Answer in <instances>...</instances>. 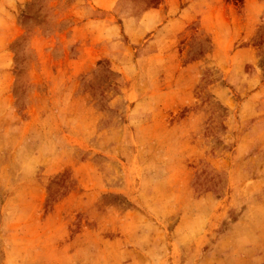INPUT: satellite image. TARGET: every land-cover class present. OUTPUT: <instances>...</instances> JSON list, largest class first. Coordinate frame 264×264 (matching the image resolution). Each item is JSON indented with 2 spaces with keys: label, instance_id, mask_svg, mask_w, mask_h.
Wrapping results in <instances>:
<instances>
[{
  "label": "rangeland",
  "instance_id": "rangeland-1",
  "mask_svg": "<svg viewBox=\"0 0 264 264\" xmlns=\"http://www.w3.org/2000/svg\"><path fill=\"white\" fill-rule=\"evenodd\" d=\"M72 1L0 0V264H264V0Z\"/></svg>",
  "mask_w": 264,
  "mask_h": 264
},
{
  "label": "crops",
  "instance_id": "crops-1",
  "mask_svg": "<svg viewBox=\"0 0 264 264\" xmlns=\"http://www.w3.org/2000/svg\"><path fill=\"white\" fill-rule=\"evenodd\" d=\"M86 4L89 5V7H92L93 5H96V4H93L92 0H77V1H72L70 4H69V8L67 9L69 11V15L68 16V19H70V21L72 22H77V21H82L84 20V18L82 16H80L81 13H79L80 11H83L84 8H86ZM166 4L167 6H171L173 4L172 0H165L164 2H161L157 5V7L160 5H164ZM155 6V5H154ZM150 7L147 11L148 13H151V12H154L155 10H157V7ZM206 6V5H205ZM217 7V5L215 3H210V5H208V8H210V11L208 13V17H210L211 19H213V10ZM207 8V6H206ZM150 11V12H149ZM77 12V13H76ZM147 13V12H146ZM137 17H140L139 15L136 16V17H133V19H136ZM144 18H146L148 20V18H150L151 16L150 15H147L146 14L144 16H142ZM203 17V16H202ZM202 17H201V20H202ZM88 20V19H87Z\"/></svg>",
  "mask_w": 264,
  "mask_h": 264
}]
</instances>
